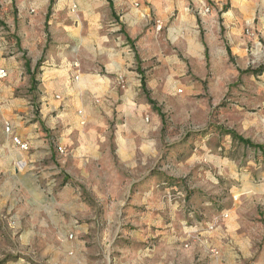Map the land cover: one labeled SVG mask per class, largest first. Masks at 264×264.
Wrapping results in <instances>:
<instances>
[{
  "label": "rangeland",
  "instance_id": "rangeland-1",
  "mask_svg": "<svg viewBox=\"0 0 264 264\" xmlns=\"http://www.w3.org/2000/svg\"><path fill=\"white\" fill-rule=\"evenodd\" d=\"M15 3L0 7L7 40L0 58H17L23 77L31 68L37 77L42 60L32 63L13 31L12 23H20ZM228 6L206 5V15L192 11L196 42L189 31L176 42L162 41L164 54L179 55L186 69L167 65L164 88L146 89L142 82L133 94L135 115L115 109L98 115L101 125L69 131L128 137L135 144L132 155L130 146L126 150L131 157L110 139L102 144L99 168L86 177L75 159L50 151L31 175H0L7 185L0 199V264H264V152L230 134L264 145V32L256 19L236 33V24L223 19ZM24 83L15 96L27 103L7 111L12 131L2 123L0 135L28 133L31 123L45 139L66 132L52 124L41 91L30 93ZM142 187H150L149 204L133 205L134 190ZM235 199L243 200V243L229 235L220 251L207 245L206 232L228 218L225 209Z\"/></svg>",
  "mask_w": 264,
  "mask_h": 264
},
{
  "label": "crops",
  "instance_id": "crops-1",
  "mask_svg": "<svg viewBox=\"0 0 264 264\" xmlns=\"http://www.w3.org/2000/svg\"><path fill=\"white\" fill-rule=\"evenodd\" d=\"M15 1L16 16L20 23L18 27L12 23L13 31L18 30L16 35L23 48L28 49L30 61L37 63L42 60L43 66L39 76L34 77L31 68L28 69L29 75L23 77L20 60L13 58L6 61L0 58V68L8 71L7 78L1 82L0 128L2 123L10 125L7 111L25 107L27 101L15 96L25 80L24 84L30 93L39 92L38 89L41 91L42 103L50 113L52 124L59 122L66 132L56 139H45L36 132V125L31 123L28 133L0 135V175L4 176L20 172L33 174L40 167L43 153L50 151L52 154L56 152V156L67 155L75 159L74 168H78L80 174L86 177L90 175L91 167L94 172L99 168L98 159L103 155L102 144L110 139L123 143L118 147L119 152L131 157L135 144L128 137L115 135L110 138L104 134L88 136L69 131L78 130L85 124L93 128L101 125L103 122L98 115L111 116L115 109L122 112V116L135 115L133 94H136V89H140L142 82H146V89H160L164 88L161 81H165L167 65L183 72L186 69L185 61L179 55L166 56L162 41L168 39L172 43L176 42L181 36L186 37L189 31L196 42L199 31L192 11L206 15V5L211 6V9L222 10L225 4H229L227 12L223 14L226 25L234 22V31L239 33L245 22L258 19L257 26L264 32V0ZM9 2L0 0V7ZM75 5L76 9L73 8ZM176 13L180 15L179 20L170 21ZM0 20H3L2 16ZM1 28L4 29V26L0 27V57L7 44L6 32L1 31ZM39 47L46 51L40 52ZM134 49L141 55V62L137 63L139 66L135 65ZM140 69L147 71L144 73ZM70 125L72 127L67 128ZM16 136L28 144V150L21 149L13 141ZM128 146L132 149L131 155L126 153ZM57 148H65V154L57 152ZM2 184L0 199L6 195L5 179ZM78 189L81 190V187ZM134 193L136 197L132 198L133 205L149 204L150 187H142L134 190ZM242 203V199H235L232 207L225 209L229 213L228 218L216 226L214 223L208 227L211 230L206 232L207 245L211 243L222 251L223 240L229 235L234 236L238 246L242 245L243 241L238 235L240 228L244 227L238 220ZM246 243V253L250 254L248 246L252 242L246 238Z\"/></svg>",
  "mask_w": 264,
  "mask_h": 264
},
{
  "label": "built area",
  "instance_id": "built-area-1",
  "mask_svg": "<svg viewBox=\"0 0 264 264\" xmlns=\"http://www.w3.org/2000/svg\"><path fill=\"white\" fill-rule=\"evenodd\" d=\"M76 5L73 7L74 9H76ZM209 9H206V11H208ZM8 76V71L5 69V68H0V93H1V82L6 79ZM58 98V97H57ZM6 131L7 132H11L12 129H11V126L10 125H6ZM13 141L20 146L21 149L23 150H28L29 149V146L26 142H22L17 136L16 137H13ZM59 151L61 153H65V149L63 148H59Z\"/></svg>",
  "mask_w": 264,
  "mask_h": 264
},
{
  "label": "trees",
  "instance_id": "trees-1",
  "mask_svg": "<svg viewBox=\"0 0 264 264\" xmlns=\"http://www.w3.org/2000/svg\"><path fill=\"white\" fill-rule=\"evenodd\" d=\"M230 134H232L233 138L238 140L239 142L244 143L250 147L257 148L260 151L264 152V145H254L250 140L243 138L242 136L236 134L235 132H230ZM176 186H179V184H176Z\"/></svg>",
  "mask_w": 264,
  "mask_h": 264
}]
</instances>
